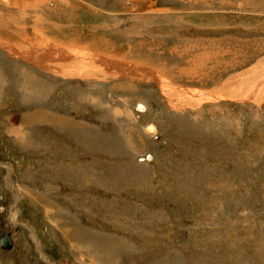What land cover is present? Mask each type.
I'll return each mask as SVG.
<instances>
[{"label":"rangeland","instance_id":"374dc122","mask_svg":"<svg viewBox=\"0 0 264 264\" xmlns=\"http://www.w3.org/2000/svg\"><path fill=\"white\" fill-rule=\"evenodd\" d=\"M0 16V264H264V0Z\"/></svg>","mask_w":264,"mask_h":264},{"label":"bare ground","instance_id":"6f19581e","mask_svg":"<svg viewBox=\"0 0 264 264\" xmlns=\"http://www.w3.org/2000/svg\"><path fill=\"white\" fill-rule=\"evenodd\" d=\"M2 2L4 3V7L6 8H9V7H11L13 4H14V2H16V0H13L12 2H10V1H8V0H2ZM32 7V6H31ZM10 13H11V11L10 10H8V13H7V15H10ZM18 14V12H16L15 13V15H17ZM15 18H16V16H15ZM5 21H6V19L5 18H2L1 16H0V26L2 27V28H4V24H5ZM10 21V20H9ZM14 26L15 27H17V24L15 23L14 24ZM13 32H15V31H13ZM12 32V33H13ZM40 34V37H41V39H40V44H39V42H37V44H35V46H33V43L31 42L33 39L32 38H28V37H26L27 39H25V38H23L22 36H19V37H21V39L23 40V43L25 44V45H31V49L32 48H35V50H31V51H34V52H32L31 53V51L29 52V50H25L26 49V47H25V49L24 48H21L22 46H21V43L19 42V41H21L20 39H17L18 37H14V36H9V35H7V33H6V30H4V31H2L1 32V30H0V48L2 49V50H4V51H6L7 53H9V54H13L14 56H18V57H23V58H25V59H27L28 60V58H29V60L30 61H35L36 63L38 62L39 64V66L38 67H40V68H43V69H53L54 70V67L56 68V70L58 71L59 69H57V67L56 66H53L52 64H50V62L52 61V60H54V61H59L60 60V58H64V57H66L65 55L67 54H69L70 52L69 51H66L64 54L65 55H63V54H61L60 55V53H59V55L60 56H58V57H56V56H48L47 54H45V52L43 51L42 53H39V52H37V49H36V45H41V44H44V41H45V39H44V34L42 33H39ZM22 35H24V34H22ZM26 35V34H25ZM37 36V35H36ZM50 38V37H49ZM25 39V40H24ZM29 39V40H28ZM42 40V41H41ZM27 41H29L28 42V44H27ZM51 43V42H50ZM38 46V47H39ZM49 46V45H48ZM29 47V46H28ZM24 49V50H23ZM30 49V48H29ZM55 52H56V50H55ZM44 55V56H42L41 57V55ZM52 54L54 55V52H52ZM58 54V53H57ZM56 54V55H57ZM63 55V56H62ZM59 59V60H55V59ZM96 59V58H95ZM62 62H64V61H62ZM57 63V62H56ZM104 65H106V64H104ZM112 66L113 67H115V68H117V69H119L120 71H118V72H120V73H123V72H126L128 69H127V67L125 68L124 66V68L123 67H117L115 64H112ZM120 66H122V65H120ZM110 68L111 67V65H108L107 64V68ZM114 68H112V70H113ZM61 70V69H60ZM61 72V71H60ZM128 74V73H127ZM158 78V77H157ZM166 83V82H165ZM165 86V85H164ZM169 89V88H168ZM167 89H166V87H165V91H166ZM169 91V90H168ZM167 91V92H168ZM171 93H172V91H170ZM210 96V95H209ZM208 96V97H209ZM189 98V97H188ZM141 106V105H140ZM140 109H144V108H140ZM151 128H152V126H151ZM3 250H6V248L4 249L3 248Z\"/></svg>","mask_w":264,"mask_h":264},{"label":"water","instance_id":"95a60500","mask_svg":"<svg viewBox=\"0 0 264 264\" xmlns=\"http://www.w3.org/2000/svg\"><path fill=\"white\" fill-rule=\"evenodd\" d=\"M0 244L2 247H9L10 243H9V232H6L5 236L1 237L0 239ZM48 261V260H47ZM50 261V260H49ZM51 262V261H50ZM54 264V262H51ZM56 264V263H55Z\"/></svg>","mask_w":264,"mask_h":264}]
</instances>
